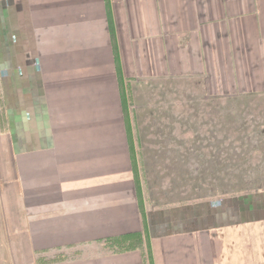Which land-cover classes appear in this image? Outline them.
Segmentation results:
<instances>
[{
  "label": "crops",
  "instance_id": "0c3cea01",
  "mask_svg": "<svg viewBox=\"0 0 264 264\" xmlns=\"http://www.w3.org/2000/svg\"><path fill=\"white\" fill-rule=\"evenodd\" d=\"M0 72L7 181L43 244L110 249L147 226L152 264H264V188L141 212L125 95L211 76L222 97L264 98V0H0Z\"/></svg>",
  "mask_w": 264,
  "mask_h": 264
},
{
  "label": "rangeland",
  "instance_id": "374dc122",
  "mask_svg": "<svg viewBox=\"0 0 264 264\" xmlns=\"http://www.w3.org/2000/svg\"><path fill=\"white\" fill-rule=\"evenodd\" d=\"M1 74L0 264H125L122 260L132 257L136 264H152L149 247L144 246L147 226L142 236L119 233L110 237V249L103 242L96 248L50 246L43 244L45 232L29 228L35 220L27 221V208L14 186L17 180L7 181L13 176L12 156ZM131 83L125 95L131 106L133 196L142 213L186 201H219L264 188V98L222 97L219 94L226 92L211 76ZM235 90L229 92L240 93ZM139 247L144 263L138 260ZM92 248L94 254H87ZM97 249L103 260L91 261L90 257H98ZM54 256L65 260L48 261ZM108 257L116 261L104 260Z\"/></svg>",
  "mask_w": 264,
  "mask_h": 264
}]
</instances>
